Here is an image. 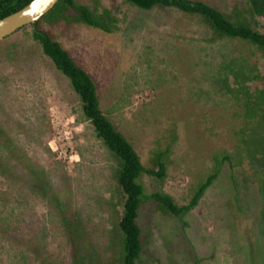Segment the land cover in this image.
<instances>
[{"label":"rangeland","instance_id":"rangeland-1","mask_svg":"<svg viewBox=\"0 0 264 264\" xmlns=\"http://www.w3.org/2000/svg\"><path fill=\"white\" fill-rule=\"evenodd\" d=\"M199 1L264 33L247 0ZM76 2L109 11L113 31L41 27L92 77L104 115L146 167L167 152L166 178H141L146 193L187 205L216 157H229L188 213L142 200L137 264H264V107L249 118L246 105L264 91V57L175 9ZM0 163V264H122L118 160L31 25L0 41Z\"/></svg>","mask_w":264,"mask_h":264},{"label":"trees","instance_id":"trees-1","mask_svg":"<svg viewBox=\"0 0 264 264\" xmlns=\"http://www.w3.org/2000/svg\"><path fill=\"white\" fill-rule=\"evenodd\" d=\"M32 0H0V19L22 9ZM134 8L151 11L156 8H171L183 14L198 16L220 38L239 41L255 48L264 57V33L245 23L231 20L222 11L199 0H125ZM248 11L253 17H264V0H247ZM84 24L106 33L113 31L114 19L107 10L99 13L76 0H60L55 8L41 20L31 25L33 37L41 45L42 53L48 57L57 71L66 76L81 101L86 120L90 121L97 137L113 153L119 163L117 184L123 193L122 214L119 230L123 236L122 264H137L143 253L142 228L139 225V209L142 200L154 204L155 210L168 216L179 217L192 211L200 203L207 190L218 178L223 163L229 160L216 157V166L205 181L194 190L187 205H178L174 198L163 191L147 194L141 178L150 175L163 181L167 176V152H159L153 158L152 167H146L130 141L104 115L92 77L81 68L63 45L41 25ZM239 79V77L237 76ZM254 79H259L256 76ZM264 79V78H262ZM239 82V81H238ZM249 95V94H248ZM247 117L258 118L264 107V91L258 92L255 101L247 102ZM3 164L0 163V166ZM6 166V165H5Z\"/></svg>","mask_w":264,"mask_h":264},{"label":"water","instance_id":"water-1","mask_svg":"<svg viewBox=\"0 0 264 264\" xmlns=\"http://www.w3.org/2000/svg\"><path fill=\"white\" fill-rule=\"evenodd\" d=\"M59 1L32 0L22 9L0 19V41L41 20L55 8Z\"/></svg>","mask_w":264,"mask_h":264}]
</instances>
